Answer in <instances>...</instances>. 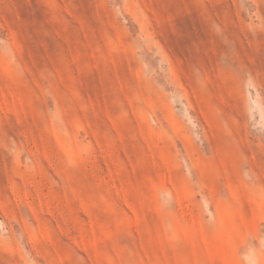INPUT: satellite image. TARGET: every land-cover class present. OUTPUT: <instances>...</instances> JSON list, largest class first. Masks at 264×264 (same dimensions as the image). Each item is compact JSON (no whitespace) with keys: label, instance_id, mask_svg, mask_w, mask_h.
I'll return each instance as SVG.
<instances>
[{"label":"rangeland","instance_id":"1","mask_svg":"<svg viewBox=\"0 0 264 264\" xmlns=\"http://www.w3.org/2000/svg\"><path fill=\"white\" fill-rule=\"evenodd\" d=\"M0 264H264V0H0Z\"/></svg>","mask_w":264,"mask_h":264}]
</instances>
